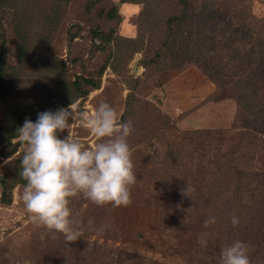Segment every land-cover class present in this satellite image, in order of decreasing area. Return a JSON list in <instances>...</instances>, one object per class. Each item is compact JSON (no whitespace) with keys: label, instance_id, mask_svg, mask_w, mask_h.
Segmentation results:
<instances>
[{"label":"rangeland","instance_id":"obj_1","mask_svg":"<svg viewBox=\"0 0 264 264\" xmlns=\"http://www.w3.org/2000/svg\"><path fill=\"white\" fill-rule=\"evenodd\" d=\"M121 1L101 0L96 8L104 10L100 26L106 32L114 31L109 33L112 40L116 37L105 52L92 47L86 31L88 20L93 23L94 16H84L77 0L67 6L58 33L46 37L47 29L43 31L38 53H32L36 45L33 39L29 41L20 65L17 54H13L16 38L9 30L11 13L0 11L6 67L16 68L6 70L0 86V132L4 125L20 118L22 123L26 118L34 121L37 113L57 109L58 81L69 84L76 75L95 79L98 84L87 97L74 103L77 111H91L100 102H108L124 121L127 107L141 104L149 110L151 107L158 118L166 116L167 123L170 121L169 128L159 125L151 130L146 115L128 119L133 124L128 143L136 175L131 202L119 207L97 206L82 195L73 197L69 205L72 218L84 227L75 241L69 242L63 234L31 221L20 199L23 184L14 183L11 204L0 203V264H219L221 249L235 240L248 245L250 264H264V110L257 128L251 129L245 140L255 146L252 151L250 148L252 154H247L249 147L240 148V132L231 125L235 102L228 94H213L212 84L194 66L172 73L160 87H147L150 77L141 64L143 55L137 52L127 61L125 57L134 46L121 42L142 37L148 44L145 22L137 18L143 5ZM245 6L264 27V0H245ZM45 7L50 5L42 10ZM111 8L117 11L116 17L107 21L105 14ZM4 11L7 13L1 15ZM77 23L78 37L71 47L66 32ZM164 37L165 33L158 41ZM150 39L155 40V33ZM152 43L149 57L159 46L156 49ZM117 55L120 57L115 61ZM110 65L117 68L116 73ZM103 66L106 68L101 73ZM154 75L162 79L163 74L155 71ZM256 88H262L256 91L257 96L264 93V87ZM130 92L137 101L129 100ZM67 131L85 147L97 142L78 119L60 135ZM186 133H203L205 137H188ZM12 143L17 147L10 158L2 157L0 146V179L25 150L18 138ZM247 155V164L238 162V157ZM219 175L220 183L230 182L226 200H221L220 190L215 196L205 194L209 190L206 180L216 184ZM1 187L0 183V196ZM240 190L246 191L244 196L239 195ZM233 213L239 217L235 227L230 222ZM209 216L215 217V223L206 228L203 221ZM205 232L208 243L201 248L197 238Z\"/></svg>","mask_w":264,"mask_h":264},{"label":"trees","instance_id":"obj_2","mask_svg":"<svg viewBox=\"0 0 264 264\" xmlns=\"http://www.w3.org/2000/svg\"><path fill=\"white\" fill-rule=\"evenodd\" d=\"M75 1L77 0H0V11L7 9L9 14L11 13L10 16L12 18L10 19L9 30L16 38L13 54H17L19 65L24 59V49L26 46L31 45L29 41L33 39V42H35L33 45H36L32 53H38L44 40L43 31L47 29L44 33L46 37L50 36V34L58 33L59 29L57 30V28L58 25H62L60 21L67 6ZM79 1L82 5V14L84 16H94L93 23L88 20L90 24L86 31L92 47L95 50L99 49V52H105L110 43L116 40V37L112 40L111 35L114 34V31L106 32L100 26L103 22L104 10L103 8L101 10L96 8L101 0ZM164 2L165 7L163 8ZM120 3L143 5V9L137 18L140 22H145L143 28L145 35H147L146 41L148 44H144L142 37L136 40L122 39L123 41L121 42L125 45L134 46L127 57H125L127 61L137 52H141L143 55L141 64L145 70V75L148 78L150 77L147 87L149 85L156 88L160 87L170 80L172 73L181 72L184 69L188 70V68L194 66L192 68L203 79H207L212 84L214 87L213 94H228L229 98L235 102L236 111L231 125L233 130L240 132V148L246 149L249 147L247 154H252L251 151L255 146L245 140L248 135H251L250 130L257 128L256 123L264 110V93L259 96L256 95L257 90H262V88L257 89L256 86L264 87V27L250 13V9H246L248 7L245 6V0H123ZM44 5H50V8L45 7L42 10ZM5 13L7 12L4 11L1 15ZM115 13H117L116 10H113V8L109 9L105 14L107 21L114 19L116 17ZM78 28H80L79 23L76 26L71 25L67 30L66 40L68 46L72 47V45L76 44L75 38L78 37L76 33ZM74 29L75 31L73 32ZM30 30L34 31L33 34ZM154 33L155 40L153 41L150 38ZM164 33L163 41L159 42V38ZM0 37H2L3 44L0 48L1 86L4 83L6 70L16 68L12 66L6 67L7 58L4 48L5 43H3L4 35L0 33ZM94 42H97L98 45L94 46ZM152 42H155L156 49L158 43L159 46L154 55L149 57L148 53ZM119 57L120 55H117L115 61ZM105 68V66L101 67L100 72L102 73ZM110 68L116 73L117 68L115 66L110 65ZM155 71L163 74L161 75L162 79L156 78L154 75ZM151 75L153 77L152 80ZM95 81V79L81 75H76L75 79L69 84L65 80H59L58 83L60 85L57 84L59 94L55 98L58 107H66L72 102L75 103L87 97L90 90L98 88V84ZM259 84L262 86H259ZM132 90L131 86V92ZM131 92L129 100L131 102L137 101L136 98H133ZM140 105L135 107L129 105L124 112L123 118L128 120L131 117L134 119L137 116L146 115L144 119L148 120L150 124L147 125L148 122H145V124L147 127L150 126L151 130L158 128L159 125L169 128L170 121L167 123L165 118H168L166 116L158 118L151 107H149V110ZM143 108L145 109L143 110ZM21 121L22 118L8 124L6 127L4 125L3 128L5 130L0 132V146L3 158H10L16 152L17 146L12 141L18 138L16 130L22 125ZM186 134L188 137L193 135L200 137L203 135V133ZM203 137L205 136L203 135ZM4 149L7 150L4 152ZM20 158L21 156H18L15 159L13 168L2 173V178L0 179L2 186L1 204H11V192L14 183H25L18 175ZM237 160L240 163L247 164L250 157L248 155L245 158L238 157ZM209 175L212 176L211 173ZM17 176H19V180H16ZM216 180L219 183L214 184L210 179L206 180L205 187L209 190L207 189L208 191L205 194L209 193V195L215 196L220 190L221 200H226L225 197L230 192V182H228V185L220 183V175ZM225 180L227 182L228 179ZM215 189L217 192H214ZM240 192L239 195L242 196L246 193V191L243 193L242 190ZM235 193L232 194L234 195Z\"/></svg>","mask_w":264,"mask_h":264},{"label":"clouds","instance_id":"obj_3","mask_svg":"<svg viewBox=\"0 0 264 264\" xmlns=\"http://www.w3.org/2000/svg\"><path fill=\"white\" fill-rule=\"evenodd\" d=\"M73 119L97 138L93 146L85 147L68 131L60 135ZM132 131V121H122L108 102H100L91 111H77L72 102L41 111L34 121L26 118L16 134L25 145L18 175L25 181L20 199L29 219L71 242L84 230L82 222L72 218L69 205L73 197L82 195L97 206H127L136 182L128 143ZM230 222L237 226L239 217L233 213ZM87 223L93 224L92 218ZM203 223L207 228L215 217L209 216ZM207 236V232L198 236L201 248L207 246ZM219 264H250L248 245L240 240L226 245L220 251Z\"/></svg>","mask_w":264,"mask_h":264}]
</instances>
